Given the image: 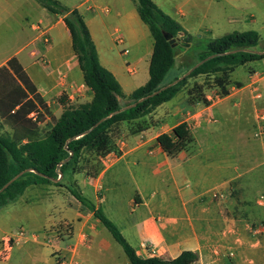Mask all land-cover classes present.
Wrapping results in <instances>:
<instances>
[{"label": "crops", "instance_id": "0c3cea01", "mask_svg": "<svg viewBox=\"0 0 264 264\" xmlns=\"http://www.w3.org/2000/svg\"><path fill=\"white\" fill-rule=\"evenodd\" d=\"M58 1L84 16L101 64L115 76L125 95L146 84L154 41L138 15L135 0ZM153 1L182 26L193 44L236 31H227L233 24L258 22L254 14L237 15L240 3L250 0ZM103 7L109 9L108 14L102 12ZM11 19L17 30L11 27ZM38 22L46 27L48 44L36 36L33 26ZM261 38L264 41V36ZM32 51L51 64L39 65ZM187 53L185 50L179 54L184 58ZM12 57L19 60L48 104L55 105L62 94L71 104L92 100L93 93L84 82L63 18L50 14L36 0H0V67ZM172 70L174 80L186 68L175 64ZM257 76L260 98L252 87ZM208 77L213 78L211 84L202 86L206 102L189 101L187 93L192 87L187 88V83L170 101L130 122L146 118L153 121V131L163 130L154 137L157 143L160 135L171 134L189 115L215 119V123L207 122L190 131L195 139L192 150L168 157L157 143L155 154H150L152 125L150 130L135 132L122 145V138L111 133L110 151L105 155L84 152L77 164L80 170L70 173L67 182L96 209L105 208L141 258L173 260L191 251L198 256L195 264H264V235L255 236L251 231L261 215L259 193H223L227 188L220 184V151L229 150L231 154L248 149L249 129H254L258 110L264 109V71L250 68L243 81L232 80L231 75L228 94L214 105H209L207 98L214 92L216 81L214 76ZM50 123L51 118L48 126ZM141 138V144L131 146ZM114 153L120 155L119 159L107 164L105 157ZM259 179L263 181L264 176ZM107 181L116 187L109 195L102 194ZM126 183L133 192L117 189ZM30 187L0 208V239L21 228L31 235L0 264H56V254L67 264H130L93 212L65 188L56 186L55 192H44ZM214 191L222 192L224 199H213ZM48 238L53 239L54 246L46 243Z\"/></svg>", "mask_w": 264, "mask_h": 264}, {"label": "trees", "instance_id": "16d2710c", "mask_svg": "<svg viewBox=\"0 0 264 264\" xmlns=\"http://www.w3.org/2000/svg\"><path fill=\"white\" fill-rule=\"evenodd\" d=\"M36 1L50 14L63 18L84 82L91 89L93 98L79 104H66L60 99L63 111L59 117L51 118L49 134L41 138L37 136V130L43 121L40 117L37 120L29 117L30 113L37 111L38 104H43L35 84L16 57L0 67V208L18 199L30 186L63 187L93 212L121 246L130 264H195L198 256L191 251H184L173 260L139 257L117 226L68 183L67 176L77 170L84 152L105 155L110 151L114 127L150 114L170 101L189 79L214 76L222 93L227 95L226 88L237 67L264 60V47L258 48L262 42L260 34L255 30L233 31L217 39L193 44V38L153 0H135L138 15L152 35L153 54L149 80L130 95H125L115 76L101 64L84 16L58 0ZM164 34L193 45L188 49L180 45L173 48ZM185 50L188 52L183 59L185 73L164 83L176 64L177 55ZM202 61L205 62L200 64ZM163 87L166 88L150 96ZM202 91V86L194 84L187 93L189 101L206 102ZM125 98L131 102L122 107L120 99ZM5 126L9 132L4 131ZM157 143L168 157H176L180 152L190 150L194 138L182 123L171 134L160 135ZM18 175L19 178L2 191Z\"/></svg>", "mask_w": 264, "mask_h": 264}, {"label": "rangeland", "instance_id": "374dc122", "mask_svg": "<svg viewBox=\"0 0 264 264\" xmlns=\"http://www.w3.org/2000/svg\"><path fill=\"white\" fill-rule=\"evenodd\" d=\"M240 10L237 11V15H246V14H254L256 17V20L258 21L257 24L254 22H250L251 24H243V22L236 23L231 25L227 29V31H232V30H255L257 31L260 36H264V28L262 29L261 26H264V0H250V1H242L240 3ZM109 10V9H108ZM104 13V12H103ZM109 13V11H108ZM104 13V14H108ZM103 15V14H102ZM111 16L114 15V13L110 14ZM104 16V15H103ZM61 17V16H60ZM10 25L13 27L15 30H17L16 27V22L11 19L10 20ZM33 29L36 33V36H38L39 41L41 38L40 30L44 29L46 31V27L42 26L40 22L34 24ZM218 34H221L219 32ZM35 39L34 41H36ZM208 40L206 39H200L201 42H207ZM194 42V40L192 41ZM48 44V43H47ZM264 47V41L261 42L259 45V49H262ZM180 53V52H179ZM25 55L21 54V57ZM177 57V62L176 65L177 67L182 66L183 64V57L180 56ZM32 56L34 57L35 61L39 63L41 66H47V64H51L48 60L45 62L42 61L44 60L43 57L38 56L37 52L32 51ZM25 62V61H24ZM50 68H53L52 65H50ZM250 68H255L256 70H260V72L264 71V63L263 62H252L248 63L244 66H239L236 71L232 74V80H244L248 77L249 75V69ZM174 70L170 72V74L166 77L164 83H168L172 80V77L174 75ZM213 78L208 77V76H198L196 78H191L188 80V86L187 88H191L194 84H198L200 86H209L211 84ZM231 82L233 83V81ZM38 93V91H37ZM40 95V93H39ZM41 96V95H40ZM42 97V96H41ZM64 99L66 104H71L69 103L67 96L65 94H62L60 97H58L57 102L55 105L53 104H48L45 102L43 99V104H38L37 105V111L32 112L36 114V120L40 119L42 121L44 120H49L47 123L39 126L37 130V136L44 138L49 134V126L48 123L50 122V118L56 117V115H59L60 112H62L63 107L61 104V100ZM130 99H120V103L122 107H125L128 103H130ZM79 104V103H76ZM40 113V114H39ZM31 114V113H30ZM30 117V116H29ZM213 119V118H212ZM216 120L213 119V121H210L208 123L212 124L215 123ZM154 122L149 120V119H142L140 121H136L134 123H120L116 127H114L112 131L113 137L120 139L122 138L123 140H129L130 136L135 134V132H138L140 130H143L144 128L147 130H150L149 126L152 125L151 129V135L150 138L152 139L150 142V147H149V153L150 154H155L154 150L157 148V143L155 140V135L163 131L162 129L153 131L154 127L153 126ZM253 130L254 129H249V140H247V146L248 149L245 150H236L233 153L230 154L229 150H221L220 153L222 154V166H221V181L220 184L222 186H226L227 190L226 192L223 193H259L260 195H264V180L261 181L259 177L264 176V141L262 143L261 140L255 139L253 137ZM4 131L9 132L10 129L5 126ZM150 132V131H148ZM111 135V136H112ZM144 141L143 138L139 139V141H135L131 146H138ZM195 142V139H194ZM231 143V142H230ZM229 143V144H230ZM227 145V144H226ZM238 146V144L236 145ZM194 147V144L191 146L190 150ZM223 147V146H222ZM189 150V151H190ZM154 152V153H152ZM158 152V151H157ZM153 161V160H151ZM77 170H80V167L77 165L76 166ZM153 169V168H152ZM34 187V186H32ZM30 187V188H32ZM36 189L42 190L44 192H55L56 187L54 185H40V186H35ZM116 187L109 181L106 182L104 188L102 189V194L109 195L111 194L110 192L114 190ZM117 189H123L125 191L133 192L132 186H130L128 183L126 185H123L122 187L118 186ZM101 211L104 213L106 217H108L118 228V225L116 221H114L109 213L105 210V208H102ZM264 217V208H261V215L260 221ZM252 228V227H251ZM121 247V246H120ZM122 251V249L120 248Z\"/></svg>", "mask_w": 264, "mask_h": 264}, {"label": "built area", "instance_id": "2783aa9c", "mask_svg": "<svg viewBox=\"0 0 264 264\" xmlns=\"http://www.w3.org/2000/svg\"><path fill=\"white\" fill-rule=\"evenodd\" d=\"M108 11L109 10L107 7L102 8V12L108 13ZM39 32L41 34L42 40L45 43H49V39L46 35L47 32L44 29L40 30ZM119 41H121V39H119ZM42 61L45 62V59ZM259 79L260 77L257 76L256 81L252 84L253 89L256 91L255 95L257 98L261 97L260 93L258 92V80ZM225 96L226 95L222 93L221 87L216 83L214 86V92L207 98V100H208L209 105H214L222 101L225 98ZM30 118L32 120H36V114L31 113ZM210 121H213L212 117L207 118V119H201L198 117H193V114H192V115H189L188 119L184 123L186 124L188 130L191 131L193 129L201 127L204 123H207ZM253 137L255 139L261 140L262 142L264 141V109H259L256 114V123H255L254 130H253ZM124 143H125V140L123 139L119 140V144L122 145ZM119 156L120 155H118V153H114L113 155L106 156L105 162L107 164H112L116 160L119 159ZM211 196L215 200H223L225 197V195L220 191H214L213 193H211ZM257 204L260 208H264V195H260L258 197ZM251 231L253 235L255 236L264 235V217L260 221H257L255 224L252 225ZM30 237H31L30 233L24 228L18 229L10 233L9 235L2 237L0 239V260L7 261L11 256L13 248L26 243V241H28ZM46 243L50 246H54L52 238H48ZM229 256L233 257L234 253L230 252ZM55 261H56V264H67L66 260L63 259V257H61L58 254L55 255Z\"/></svg>", "mask_w": 264, "mask_h": 264}, {"label": "water", "instance_id": "95a60500", "mask_svg": "<svg viewBox=\"0 0 264 264\" xmlns=\"http://www.w3.org/2000/svg\"><path fill=\"white\" fill-rule=\"evenodd\" d=\"M164 36H165V38L170 42V44H171V46H172L173 48L177 47L178 45H180V46H182V47H186V48L190 47V44H189V43L179 42L178 40L172 39L171 36L168 35V34H164ZM203 62H205V61H202L200 64H202ZM200 64H198L197 66H199ZM197 66H196V67H197ZM196 67H194V68H196ZM194 68H193V69H194ZM193 69H191L190 71H188L187 74H189ZM179 80H180V79H179ZM176 82H177V81H176ZM176 82H174V83H172V84H175ZM165 88H166V87H163L162 89H160L159 91L153 93V94L150 95V96H153V95L159 93L161 90H163V89H165ZM129 107H131V106H129ZM127 108H128V107H127ZM124 109H125V108H124ZM124 109H122V110H124ZM20 175H21V174H20ZM20 175L16 176V177H15L14 179H12L8 184H6V185L4 186V188L2 189V191H3L4 189H6V188H7L12 182H14L17 178H19Z\"/></svg>", "mask_w": 264, "mask_h": 264}]
</instances>
